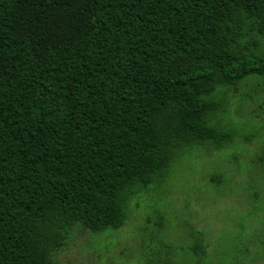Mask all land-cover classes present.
Here are the masks:
<instances>
[{
	"label": "trees",
	"instance_id": "obj_1",
	"mask_svg": "<svg viewBox=\"0 0 264 264\" xmlns=\"http://www.w3.org/2000/svg\"><path fill=\"white\" fill-rule=\"evenodd\" d=\"M256 75L264 0H0V264L123 227L185 148L234 142Z\"/></svg>",
	"mask_w": 264,
	"mask_h": 264
},
{
	"label": "rangeland",
	"instance_id": "obj_2",
	"mask_svg": "<svg viewBox=\"0 0 264 264\" xmlns=\"http://www.w3.org/2000/svg\"><path fill=\"white\" fill-rule=\"evenodd\" d=\"M248 79L254 82L240 86L219 115L232 144L185 148L159 185L130 201L123 227L101 234L75 227L57 260L264 264V175L255 163L264 143V77Z\"/></svg>",
	"mask_w": 264,
	"mask_h": 264
}]
</instances>
